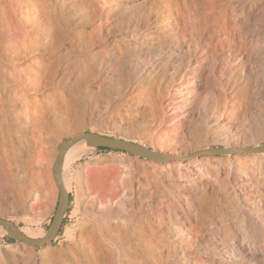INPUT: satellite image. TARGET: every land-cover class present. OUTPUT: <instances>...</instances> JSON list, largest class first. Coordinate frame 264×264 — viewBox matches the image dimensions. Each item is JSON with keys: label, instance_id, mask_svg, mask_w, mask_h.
<instances>
[{"label": "bare ground", "instance_id": "6f19581e", "mask_svg": "<svg viewBox=\"0 0 264 264\" xmlns=\"http://www.w3.org/2000/svg\"><path fill=\"white\" fill-rule=\"evenodd\" d=\"M118 1L0 0V186L4 183L7 184L9 199L13 208L21 210L22 208L33 207V204L40 199L42 192L44 193L45 178L48 177L47 180L53 183L49 169L50 165H46L45 161L55 155L56 146L61 141L59 135L71 129L69 119L74 117L76 122L81 124L83 119L79 109L83 107V103L85 104L88 100L96 102L100 98L99 95L105 83L119 82L124 84L123 81H120L123 72L131 73L134 76L132 89L130 88L131 91L128 95L139 100L143 96V92L148 91L145 86H147V80L155 68L153 63L163 61L169 63L171 60L170 57H167L166 52L159 54L160 51L156 52L153 63H147L143 59L145 56L144 45L148 44L149 49H152L153 46L154 50L158 49L157 45H163L161 33H155L158 36L157 38L146 33L143 35L142 40L140 39L141 42L137 41L138 44L127 42L128 44L124 46L125 53H128L129 66L134 65L137 71L133 68V70L121 68L120 58H117L118 65L114 66L117 71L113 70L111 66L113 59L108 56L109 51L112 50L110 44L117 45V49L124 52L121 45L123 37L136 31L138 27L146 26L147 23L143 19L138 18V20L133 17H130L125 23L123 21L115 22L112 18L113 7L111 5L119 4ZM139 4L141 3L138 1L128 0L120 5H126L130 9L134 7L132 10L134 11ZM136 13L132 12L130 14L135 16ZM166 14H169L168 9L162 11L161 18L163 19ZM98 16H100V19H98ZM170 18L168 20L163 19L167 22L166 26L171 31L179 33L178 21L173 22ZM4 26L7 32L3 31ZM111 29L116 30L113 31L114 35L110 37L109 42L105 32L109 33ZM194 41L197 42V40ZM189 43L191 44V42ZM189 43H186L188 50L190 49ZM174 48L177 50L175 52L177 63L189 62L187 52L178 47ZM114 49L112 54L116 52ZM168 52H171V50ZM261 54L254 57L248 55V61H245L241 55L236 59L227 57L224 60L225 66L222 65L224 70L220 71L222 73L221 78L231 79L230 76L225 77V74L229 75L233 71L232 64L234 61L237 62L236 67L250 72V76H252L250 81H252L255 88L264 73V61ZM193 59L194 62H197L196 57ZM200 61L206 64L209 59L202 58ZM189 67L191 68H184L185 72L182 74L181 80L174 83V91H169L172 94L171 97L176 96V100H178L176 101L178 107L175 106L176 108L172 107L173 110L170 109L172 115H186L182 119L184 125H181L178 121L170 125L175 129L184 126L183 129L181 128L182 130L180 129L182 141L178 142L177 137H173L167 146L158 145L156 149L151 148L170 157L163 162L168 164V172H170L171 177L188 173L192 179L197 180L204 175L202 174L204 169L214 168L215 176L221 178L223 182L224 189L222 192L226 198L225 200H227V205L232 210L233 218L235 216L234 219H236V216L240 215L248 224V226L246 225L247 234H255L252 235L255 236L252 240L257 243L251 245V242L248 243L249 240L246 238V230L239 228L235 221H231L233 218H228L230 216H228V213L217 214L215 216L216 220L222 227L220 228L218 225L216 226L217 231H213L208 236L206 235L209 238L207 247H210L212 256L218 259L217 264H264V229H254L259 222L264 224V215L261 217L260 210L252 205L254 196L252 197L251 192V187H256L254 189L256 195L254 201L264 197V152L249 153L238 150L226 152L224 154H233L229 155L227 161L223 160L220 165L215 163L217 160L215 161V159L208 156L216 154L200 153L193 157L187 156L190 152L212 147L197 148L188 152L191 142L196 146H200L209 139L226 143L228 146H222L226 148L259 145H247L253 139L255 132L246 128V126L252 122L253 113L261 106L259 107V104L254 101L248 105L249 109H247L250 113L248 110L242 109V117H240L241 115H233L230 111L236 109V105L227 97V94L233 97V92L225 93L221 91V95L215 96L210 85L212 70L208 68L203 73L199 63ZM118 72H122V74ZM120 87L118 86V91ZM257 95L262 97L264 92ZM219 101H223V103L221 104ZM234 101L239 103L236 98ZM138 102L135 108L140 112L146 108L148 103ZM105 108L106 104L99 105V116L104 114ZM118 120L123 123L124 118L118 116ZM160 129L167 130L165 127ZM88 148L92 149L93 145L88 138H83L64 151L61 177L67 191L70 183L68 184L66 167L71 160L84 154ZM155 164L151 168L153 173L159 176H163L165 173L168 174L162 167H159L158 163ZM245 172L251 179L244 180ZM167 176L169 178V174ZM175 188H177L176 184ZM177 191L181 193L180 189ZM207 195L205 192L202 194L203 197ZM217 195L213 190L214 202H212L213 197L210 198V195L207 196L208 202L205 203L206 200L204 199L206 197L201 198V200L197 199L200 202H196L200 203L201 209H206L208 214L214 215L215 211L221 212V201L219 197L217 198ZM115 199V196H111L109 203H113ZM120 204H118V207L122 206ZM261 208L264 209V204L263 207L260 206ZM103 211L110 213L112 211L111 205L105 204ZM113 211L111 214H113ZM115 213L114 215H117L119 211L116 209ZM126 219L133 222L135 216L132 213ZM0 227L4 230V236L11 237L13 234L11 228L4 225H0ZM18 227L26 235L33 238L45 234L44 232L37 234L28 227ZM125 228L115 226L113 230L116 233H109V238L104 237L95 228H91L82 232L79 238L74 243L67 245L66 248L53 249L49 243L41 245L43 247L40 250V256L37 250L34 252L32 250L33 253H31L25 249L26 247L13 253L2 247V251L6 253L0 256V264H170L171 251H174L177 255L179 264H195L193 262L194 253L186 247V243L192 240L195 241L199 234L204 237L202 232L199 233V227L190 223L189 219L186 223H182V226H177L176 236L174 235L169 243H155L156 239L154 240L145 231H133ZM183 233L185 234L183 235ZM221 234L227 236L231 241L232 239L236 240L237 244L226 242L220 236ZM27 245L28 243H26ZM28 246H32L31 249H33L34 245L29 244Z\"/></svg>", "mask_w": 264, "mask_h": 264}, {"label": "rangeland", "instance_id": "374dc122", "mask_svg": "<svg viewBox=\"0 0 264 264\" xmlns=\"http://www.w3.org/2000/svg\"><path fill=\"white\" fill-rule=\"evenodd\" d=\"M124 1L128 0L118 1L119 4H115L114 6L111 5V7H113L112 18L115 22L123 21V23H125L130 17H133L134 19L139 18L145 20L147 22V27H138L136 31L124 36L121 40L122 47L124 48L125 44L130 42L138 44L146 33L153 35L155 38L158 37L155 33H161L163 36V45H157L158 49L155 50L153 46L152 49H149L148 44L144 45L145 56L143 59L147 63H153L155 61L156 52L160 51L159 54L166 52L167 57H170L171 60L169 63L164 61L153 63L155 68L150 74V79L148 78L147 80V86H145L148 88V91H144L143 96L139 100L129 97L128 95L132 89V83L134 80V76L131 75V73L123 72L121 80L118 78L120 81H123L124 84H120L119 82L105 83V86L100 92V98L96 102L88 100L85 104L83 103V107L79 109L82 113L81 118L83 119L81 124L77 123L74 117H71L69 119L71 129L62 132L59 135L60 140L79 133L80 131H93L110 136L132 138L141 144H145L155 149L158 145L167 146V144H170L172 140L171 138L173 137H177L178 142H181L180 129H183L184 126L180 127V129H175L170 125L176 121L180 122L182 125L184 123L182 119L186 115H172L170 109L173 110V108H176L175 106L178 107V104L176 103L178 100H176V96L171 97L172 94L170 92L174 91V83L181 80L182 74L185 72L184 68H191L189 66H194L195 63H199L203 73H205L208 68L213 72L210 85L212 86L211 88L213 89L215 96L221 95V91L225 93L233 92V97L227 94V97L230 98L229 100L233 101L236 105V109L232 110L233 112L230 111L233 115H241L240 117H242V109L248 110V105L254 101L259 104V107L261 106L253 113L252 122L246 126V128L255 132L253 139L249 141L247 145L264 144V95H262V97L257 95L264 92V73L262 74L260 82L254 88L252 81H250L252 77L250 76V72L246 69L244 70L236 67L237 62L233 61L232 64V72L234 73H231L233 75L231 73H229V75L225 74V77L230 76L231 79L221 78L222 73L220 72L224 70L222 65H224V60L227 57L236 59L241 55L245 61H248L250 55L254 57L262 53L261 56H263L262 59L264 61V0H135L141 4L136 6L134 11H132L134 7L130 9L126 5L121 6L120 4ZM164 9H168L170 14H166L167 16L165 15L164 18L166 20L171 17L170 20L172 19L173 22L178 21L179 33L171 31L166 26L167 22L163 20L164 18H161V13ZM132 12L137 13L134 14L135 16H132L130 14ZM98 19H100V16H98ZM151 21L153 22L151 23ZM215 23L216 25L218 24L217 27ZM114 30L116 29H111L109 33L105 32L109 42L110 37L114 35ZM158 30H162L163 32H159ZM3 31L7 32L6 28L3 29ZM184 31L186 32L184 33ZM194 40H197V42ZM189 42H191V44ZM186 43H189L190 45L189 50L186 48ZM110 47L112 50L109 51L108 56L113 59L111 61L113 70H115L114 66L118 65L117 58H120L122 63L121 68H133L137 71V68H135L134 65L129 66L128 53H125V48L123 49L124 52H122L117 49V45L114 46V44H110ZM174 47L181 48L187 52L189 54L187 57L189 62L182 64L177 63L175 57V52L177 50H175ZM113 48H115L114 50H116L117 53L115 52V54H112ZM168 49L171 50V52H168ZM195 57L197 58V62L193 61V58ZM202 58H206V60L209 59V61L206 62V64H203L204 62L200 61ZM170 63L171 65H169ZM118 73L122 74V72ZM246 75L249 77L247 78ZM118 86H121L119 91ZM235 98L238 99L239 103L234 101ZM259 99L261 100L259 101ZM167 100H169L168 103H166ZM138 101L148 103L146 108L140 112L135 108ZM219 103L222 104L223 101H219ZM101 104H106V108L104 114L99 116L98 108ZM118 116L124 118L123 123L118 120ZM161 127H165L167 130H161ZM209 146L228 145L214 139H209L207 142L200 144V146H196L191 142L188 152L197 148H205ZM57 154L58 149L56 146L55 155L57 156ZM231 154L233 153L208 156L215 159V161L217 160L215 163L220 165L223 160L227 161ZM55 155L49 157L45 161L46 165H50L49 169L53 183H50L47 180L48 177L45 178L44 193L42 192L40 199L33 204V207L22 208L21 210L13 208L9 199L7 184L4 183V185L2 184L0 186V218L12 220L17 226L28 227L37 234L45 233L48 230L58 198V187L52 173V165L56 158ZM47 161L50 162L48 163ZM155 163H158L159 167H162L165 172L169 174V178H167L168 174L166 173L163 174V176H159L151 171V168L153 167L152 165H156ZM166 165L168 166L166 162L161 163L153 161L125 151L99 150L96 146H93L92 149L88 148L84 154L71 160L66 167L68 171V184L70 183L68 185L70 200L64 213L61 230L50 244V247L53 249L66 248L67 245L74 243L82 232L90 230L91 228H95V230L102 233L104 237L109 238V233H116V231L113 230L115 226L121 228L126 227L125 229H131L133 231L142 230L152 236L154 240L156 239L155 243H169L172 241V237L174 235L176 236L175 230L177 229V226H182V223H186L189 219L190 223L199 227V233L202 232L204 236L201 237L198 233L199 235L196 237L197 240L195 239V241L192 240L186 243V247L194 253L193 262L195 264H217L218 259L212 256L210 247H207L209 245V238H207L206 235L208 236L213 231H217L216 226L219 225L220 228L222 227L216 220L215 216H217V214L228 213V216L230 215L228 218H233L232 210L227 205V200H225L226 198L222 192L224 187L221 178L215 176L213 171L214 168L204 169V171H202V174L204 175L197 180H194V178L192 179L191 175L188 173V175L186 174L177 177L175 175V177H171L170 172H168L169 166L167 167ZM249 179H251V177L245 172L244 180L247 181ZM175 184L177 185V188H175ZM220 186L221 188H219ZM238 188L239 187L237 186V189ZM255 188L256 187H251L252 197L254 196L252 198V205L260 210L255 209L259 211V213L262 214H260V216L263 217L264 209H260V206L263 207L264 197L262 199L260 197V200L256 199V201H254L256 197L254 193ZM178 189H180L181 193H178ZM213 190L218 194L217 198H220L221 212L215 211L214 215H210L206 212V209L200 208V203H198L200 201L197 199L201 200V198L206 197L204 199L206 200V203L208 202V197L210 195V198L213 197L212 202H214V196H212ZM204 192L205 194H208V197L202 196ZM111 196L116 197L113 203H109V198ZM107 203L111 205L112 211L114 210L113 214H111L112 211L110 213L103 211V206ZM119 203H121V207H118ZM116 209L119 211V214L117 215L121 218L114 215L116 214ZM132 213L133 216H135V220L130 222V220H127L126 218ZM234 218L231 221H235L236 223H234L239 228L245 229L247 234L248 231L246 225L248 226V224L240 217V215L236 216V219ZM261 223L262 222H259L258 224V226L261 225L260 227L256 226L254 229H264V224ZM184 234L185 233H183V235ZM252 235L255 234L250 233L249 235H246L247 240H249L248 243L251 242V245L257 243L256 241V243L253 241L255 236ZM220 236L228 243L237 244L236 240L232 239L231 241V239L224 234H221ZM248 236L251 238L249 239ZM28 245L26 246L24 241H19L12 236H4V230L0 227V256L5 255L6 253L2 251V247L7 248V251L10 253L26 247L25 249L29 252L37 250L38 255L40 256V250L43 246H33V249H31L32 246ZM171 252L172 258L170 264H179L177 261V255L174 251ZM210 254L211 256H209Z\"/></svg>", "mask_w": 264, "mask_h": 264}, {"label": "water", "instance_id": "95a60500", "mask_svg": "<svg viewBox=\"0 0 264 264\" xmlns=\"http://www.w3.org/2000/svg\"><path fill=\"white\" fill-rule=\"evenodd\" d=\"M83 138H88L91 144L96 147H104L111 150L125 151L128 153L135 154L139 157L152 159L154 161L163 162L170 158L167 154L163 152L154 150L145 144H141L131 139L105 135L93 131H83L76 135L62 139L57 145L58 154L52 165L53 177L58 187V198L48 230L45 232L44 235L33 238L21 231V229L12 220L0 218V225L7 226L13 230V234L11 235L13 238L23 240L24 242L34 246H41L47 243L51 244L55 237L58 235L62 227L64 213L69 203V194L67 189L65 188L63 179L61 177L64 151ZM236 150L249 153L264 152V144H259L257 146H243L230 148L222 146H212L209 148L199 149L194 152H190L187 154V156L193 157L200 153L223 154Z\"/></svg>", "mask_w": 264, "mask_h": 264}, {"label": "trees", "instance_id": "16d2710c", "mask_svg": "<svg viewBox=\"0 0 264 264\" xmlns=\"http://www.w3.org/2000/svg\"><path fill=\"white\" fill-rule=\"evenodd\" d=\"M97 149L104 150V151H110L111 150V149L104 148V147H97ZM69 200H70V196H69Z\"/></svg>", "mask_w": 264, "mask_h": 264}]
</instances>
